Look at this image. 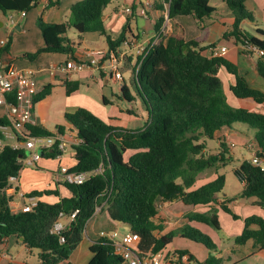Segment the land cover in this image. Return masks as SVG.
I'll use <instances>...</instances> for the list:
<instances>
[{
  "label": "trees",
  "instance_id": "16d2710c",
  "mask_svg": "<svg viewBox=\"0 0 264 264\" xmlns=\"http://www.w3.org/2000/svg\"><path fill=\"white\" fill-rule=\"evenodd\" d=\"M40 0H0V11L29 12ZM118 0H83L71 7L69 20L65 23H46L43 14L37 25L45 41L44 47L35 53L23 56L34 60L43 53H62L74 58L75 45L67 37L73 27L80 35L100 32L108 42L110 51L117 50L127 39L126 32L114 39L103 21L105 9ZM248 0H224L234 16V23L224 34V39H235L244 53L257 55L256 71L264 79V29L253 35L244 30V21H253V13L246 7ZM165 2V1H164ZM58 5L51 0L49 7ZM217 9L209 0L168 1V18L173 30L166 40L151 44L140 60L138 73L133 76L136 92L147 112L144 128L124 130L114 126L85 108L67 113V121L77 132V143L72 145L76 165L70 169L76 173H90V178L81 185L63 182L69 197H63L58 189L33 191L28 197L38 198V204L29 212L14 211L12 196L6 188L9 178L22 170L19 161L27 157V151L6 145L0 151V242L16 236L29 250H38L39 264H60L67 261L84 239L87 225L98 208L108 214L113 223L127 225L140 237L139 252L168 251L176 236L198 241L209 250H218L212 238L191 222L209 225L221 230L217 208L209 212L193 211L185 216L187 223L162 236L161 228L153 219L158 214V203L182 201L185 205L205 206L217 204L235 220L241 219L229 207V197L222 198L226 177L219 174L215 180L190 190L205 170L227 165L231 161L230 149L221 143L218 154L208 152V139H215L217 132L244 123L254 129L256 154L264 160V113L245 107L233 106L219 76L221 69L233 76L230 92L237 99H250L264 103V91L253 87L240 73L239 66L224 56H209L210 46H202L198 38L186 41L182 28L174 22L177 16H194L199 23L211 18ZM163 20L156 30L160 32ZM205 29L201 25V30ZM213 47V46H212ZM254 48L263 52L258 55ZM9 49V44L6 45ZM244 49V50H243ZM130 61V59H129ZM68 95L79 89L76 81L65 80ZM53 91L46 86L35 94V104ZM129 103L132 98L126 85L121 89ZM13 98L11 97L10 100ZM16 103L14 99L11 101ZM105 103L106 99H105ZM133 114V112H130ZM10 125V118L1 117L0 127ZM58 130L64 133V126ZM52 133L34 125L27 126L22 140L31 136H51ZM0 136L2 137L1 129ZM133 151L127 157V153ZM56 148L43 152V156L55 158ZM236 174L245 183L242 198H256V204L264 210V171L261 166L245 159ZM18 190V188H17ZM55 196L56 202L44 197ZM216 196V197H215ZM76 217L69 221L71 214ZM61 213L67 225L61 232L54 226ZM244 229L234 239L236 245L249 241L264 251V216L251 215L244 220ZM93 257L89 264H123V259L114 253L112 242L98 238L90 246ZM186 255L184 252H179ZM194 260L189 257V264ZM223 258L210 255L206 264H223ZM178 264H185L178 260Z\"/></svg>",
  "mask_w": 264,
  "mask_h": 264
},
{
  "label": "crops",
  "instance_id": "0c3cea01",
  "mask_svg": "<svg viewBox=\"0 0 264 264\" xmlns=\"http://www.w3.org/2000/svg\"><path fill=\"white\" fill-rule=\"evenodd\" d=\"M50 1L51 0L38 1L30 12H26L25 16H23L22 13H4L0 11V24H2L0 27V60L7 65L15 67L19 71H32L36 80L37 90L39 92L50 84L55 87V90L52 91L50 95L35 104V122L33 125L43 128L52 134L58 131L59 126H64V135L69 142L67 148L68 150L69 147L76 144L78 140L75 128L67 121L65 115L67 113H74L79 108H85L97 115L95 110L100 111V107H98V104L92 98L88 103H78L75 100V93H77L76 91L71 95L66 93L65 96V80L76 81L78 83L84 79L106 81V83L113 82V80L104 77L99 71L95 70V68H88L80 73L73 72L69 76H65L62 73L53 74L52 68L59 65H65L70 60H89L90 53L98 51L109 52L110 48L106 37L100 32L84 33L81 35L77 32V38L75 37L74 39H70L67 35V37L75 45L74 58L62 53H43L34 60L24 57V54L35 53L45 45L42 31L37 25L38 17L41 14H43V19L46 23H65L69 20L71 7L83 0H58V5L53 7H49ZM147 2L153 3V9H144ZM258 2L260 5L264 6V0H258ZM129 7L132 9L131 14L125 11L126 8ZM230 13L225 18L219 17L220 19L218 18L219 20L215 22L208 20L207 22L209 23L206 22L207 19H205L204 22L199 23V21L192 15L177 16L174 19V22L182 28L183 37L186 41L198 38L202 41V46L226 47L227 53L224 55V57L239 66L240 73L247 78L253 87L264 91V79L261 78L256 71L257 55L246 56L241 54V48L239 45H236L235 39H229L227 41L224 39V34L230 30L232 24L234 23V16L232 13ZM162 20L163 24L160 32H158L156 30V26ZM103 21L106 31L114 39L119 37L123 32H126L127 38H135L138 43L145 46L158 43L163 38L166 40L173 30V25L168 18V5L166 2H164V0H124L123 4L114 5L111 8L108 6L104 11ZM201 25L204 26L205 29L201 30ZM5 40H8V50L6 49L7 44H2V41ZM229 43H232V45L230 46ZM121 48L122 47L120 46L118 49L120 50ZM135 52L136 49L131 48V55L133 56V59L131 58L130 61L133 60V62H135ZM127 69L129 71L130 66H128ZM219 76L224 82L228 100L233 106L245 107L252 111L264 113V103L257 104L250 99H237L232 95L230 92V86L233 83V76L228 74L226 70L221 69L219 71ZM131 81L133 82L132 73ZM56 91H61L59 97L54 96ZM102 99L104 103L105 99L107 103L109 102V99L103 94ZM126 111L128 114H130L129 111L133 112L130 108L126 109ZM15 113L16 112L14 108L0 105V118H10L13 117ZM251 138L254 140V135L252 137L249 136L245 129L235 127L224 128L216 134L215 139L218 141V148L215 153L212 154H218L221 143H225V141L227 145L231 143L236 145L237 142H241V144L246 146V144L250 142ZM253 142L256 149L255 141ZM228 147L231 153L232 146L228 145ZM66 152L61 158H58L57 156L55 158L42 156V158L37 162L36 166L26 167L23 169L19 178L18 192L12 195V201L15 205H17L14 201L15 195H17L22 202L21 207L25 202H27L22 200L19 195V191L28 195L36 190L42 191L45 189H55L58 187L63 197L70 196L69 191H67L62 186L63 181L60 175V169L64 166L72 169L77 162L73 157L72 147L70 148L69 156L65 155ZM28 153L29 152H27V154ZM132 153L134 152L132 151ZM254 156L252 155V158ZM262 162L264 163V160H262ZM221 168L222 167H220L218 170L214 168V171L210 175L207 173V171L210 169L202 172L195 186L190 190L198 189L199 187L215 180L218 176V173L221 174ZM225 196L229 197L227 195ZM43 199L51 203L58 200V198L55 196H46ZM220 199L221 201L223 200L222 198ZM234 204L235 202L232 200L229 203V207L231 208V206ZM236 205L239 207H244L243 212L246 214L249 212L247 207L256 206L260 209V213L258 215L264 216V210L256 204V198H252L250 202L236 203ZM21 207L18 209L12 207V209L14 211H20ZM214 207L219 208V206L214 203L210 205L194 207L185 205L182 201L163 202L161 203L158 215L153 219L156 225L161 228V230H157L156 233L158 236H162L171 231L179 229L187 223L185 216L190 212H209ZM240 217L241 219L235 220L231 215H229L232 223H239V226L243 227V220L249 217V215H243ZM159 218L161 220L160 222L157 221ZM62 221L65 224L68 222L67 219H63ZM190 224L197 228L207 227L205 224L197 222H191ZM115 227L116 225L111 222L107 213L97 211L95 216L89 221L87 225L86 233L81 244L67 261H64L60 264H89L93 257V254L90 251V246L92 245L93 241L99 238V233L102 230L109 231L111 229H115ZM243 229H241V231H237V229L234 232L232 231L228 233L232 235H228L226 239L228 241V244L226 245L227 249H225L227 255H234L238 247H245L244 252L235 258L238 261L234 262L233 264H236L239 262V260H245L258 254L264 255V251L257 247L253 241H249L245 245H236L234 243V239L242 233ZM22 241L23 240L16 236H11L5 239L3 242H0V264H39V258L34 262L31 258L33 256V250H29L24 244L21 243ZM172 244L168 247V251L173 250L179 252V249H174ZM86 252H88L89 255H86ZM222 252L223 251H221V253ZM228 261H231L230 256L228 257ZM174 263L176 262L168 264Z\"/></svg>",
  "mask_w": 264,
  "mask_h": 264
},
{
  "label": "built area",
  "instance_id": "2783aa9c",
  "mask_svg": "<svg viewBox=\"0 0 264 264\" xmlns=\"http://www.w3.org/2000/svg\"><path fill=\"white\" fill-rule=\"evenodd\" d=\"M168 5V1L164 0ZM152 2L145 4V10L153 9ZM127 13L131 14L132 9L126 8ZM25 16L26 12H22ZM3 45L8 44V40L2 41ZM155 44V43H153ZM121 49L112 50L109 52H92L89 54V60H70L65 65H59L52 68L53 74L62 73L69 76L73 72H82L88 68H95L104 77L118 82H124V71H130L133 76L138 73L140 67L139 58L143 57L147 52L149 46L138 43L135 38H127L121 45ZM131 48L136 49L134 54L135 62L129 61L133 56L131 55ZM259 56L263 52L254 48ZM227 53L226 47L213 46L208 51L209 56H224ZM36 80L32 71H19L11 65L5 64L0 60V105H5L15 109V115L10 117V125L1 126L2 137L0 136V151L6 146L10 145L16 150H25L29 152L26 158L19 161L22 170L18 175H13L9 178V185L6 188L8 195L12 196L18 192L20 174L24 168L29 166H36L37 162L43 155L39 151H48L57 149L59 152L57 157L61 158L68 148V140L64 133L59 130L51 136H31L26 140H22L23 135L27 133V126L33 125L34 108H35V94L37 93ZM11 97L16 103L11 102ZM253 164L261 166L264 171V163L257 157L251 158ZM60 175L62 181L68 184L81 185L90 178V173H76L70 171L68 167H61ZM19 195L25 202L20 211L29 212L38 204L36 197H28L27 194L19 191ZM11 201V207H15ZM101 208H98L100 211ZM78 213V210L73 212L69 218L72 221ZM64 216L61 213L60 219L54 226L55 232H61L67 223H63ZM99 238H107L112 242L114 253L120 256L123 264H168L181 260L185 264H189V257L181 255L177 251H160L154 252L152 250L145 253L139 252L138 246L140 244V237L131 231L118 235L117 232L111 230H102L99 233Z\"/></svg>",
  "mask_w": 264,
  "mask_h": 264
},
{
  "label": "rangeland",
  "instance_id": "374dc122",
  "mask_svg": "<svg viewBox=\"0 0 264 264\" xmlns=\"http://www.w3.org/2000/svg\"><path fill=\"white\" fill-rule=\"evenodd\" d=\"M210 5L216 7L218 9L217 13H215L211 18L207 19L210 21H217L220 18H225L230 13V10L228 9L226 3L224 0H209ZM124 0H118L114 1L109 5V8L113 7L114 5L123 4ZM246 7L249 11L253 13V21L247 20L245 23H243L241 26L244 30L248 31L249 33L253 35L257 34V29H264V6L260 5L258 0H250L246 3ZM31 11V10H30ZM29 11V12H30ZM231 14V13H230ZM220 17V18H219ZM219 18V19H218ZM209 23V22H207ZM68 37L70 39L77 38V31L70 27L68 29L67 33ZM259 36V35H258ZM233 39V38H229ZM227 41V40H226ZM227 43V42H226ZM231 46L232 43H229ZM244 50V49H243ZM241 54H244L246 56H250L249 53H244L242 50L240 51ZM131 71L125 70L124 71V82H118L116 80H113V82L106 83V81H98V80H91V79H84L81 80L80 87L75 93L76 101L78 103H88L91 98L94 99V101L98 104V107H100V111L95 110L98 117H100L102 120L117 126L124 130H140L144 128L145 121L147 119V113L142 105V100L138 96L136 89L134 87V84L131 81ZM124 85H127L129 95L132 98V102L129 103L126 101L123 97V94L121 92V89ZM55 90V87L53 86V91ZM67 91L64 90V94L66 96ZM61 94V91H56L54 96L59 97ZM102 94L105 95L109 102L107 104L104 103L102 99ZM82 105V104H81ZM130 108L133 111V114H128L126 109ZM235 128L245 129L246 133L249 136H253L255 131L254 129L250 128L248 125L244 123H236L234 124ZM254 140L251 138L250 142H248L245 145L241 144V142H237L235 145L234 143L228 144L229 146H232V151L228 155L231 156V161L227 162V165L222 167L220 169V173L225 175L226 177V185L224 192L221 194L220 198H224L225 195L229 196L235 204L231 206L233 212L238 216L243 215H253V214H259L260 209L256 206H249L247 214L243 212L244 207H239L236 205V203H245L250 202L252 198H242L241 193L244 189V183L240 179V177L236 174V170L240 167V165L243 163L245 159H251L252 155L254 156L256 154V149L254 145ZM226 143V141H225ZM208 145V152L210 154L215 153V151L218 148V141L216 139H208L207 140ZM70 148L67 150L66 154L67 156L70 155ZM132 154L131 152L127 153V157ZM34 167V166H29ZM214 171V168L207 171V173L210 175ZM206 173V174H207ZM14 201L16 202L15 208L18 209L21 207L22 202L20 201L19 197L15 195ZM162 201H159L158 203V213L161 207ZM217 214L221 223V230H217L209 225H205L207 227L199 228L206 234H208L212 240L217 244L218 250H209L206 246H204L200 242H196L187 238H182L180 236H176L174 238V243L172 244L174 246V249H179V252L186 253V256L190 257L192 256L194 260H191V264H206L207 260L209 259L210 255L217 258H223L224 262L223 264H233L234 262L238 261L235 259L237 256L241 255V253L244 252L245 247H238L236 249L234 255H227L225 252L226 245L228 244V241L226 240L228 234L230 232L241 231L243 227L239 226V223H232L231 219L229 218V214L221 210L220 208H217ZM158 215V214H157ZM156 215V216H157ZM157 221H161L160 218L157 219ZM112 222V221H111ZM113 223V222H112ZM116 225L115 229H111V231L117 232L118 235H122L125 232L129 231V227L122 223H113ZM175 228V227H174ZM177 230V229H176ZM174 230V231H176ZM240 233V232H239ZM221 251H223L221 253ZM38 250H33V256L31 257L32 260L35 262L38 257ZM86 255H89L88 252H86ZM231 257V261H228V257ZM178 264V261L176 263ZM236 264H264V255H255L251 258L245 259V260H239Z\"/></svg>",
  "mask_w": 264,
  "mask_h": 264
},
{
  "label": "water",
  "instance_id": "95a60500",
  "mask_svg": "<svg viewBox=\"0 0 264 264\" xmlns=\"http://www.w3.org/2000/svg\"><path fill=\"white\" fill-rule=\"evenodd\" d=\"M2 26V24H0V27ZM39 153L41 154V155H43V152L42 151H39ZM29 154V153H28ZM216 197V196H215ZM21 240H23V238H20Z\"/></svg>",
  "mask_w": 264,
  "mask_h": 264
}]
</instances>
